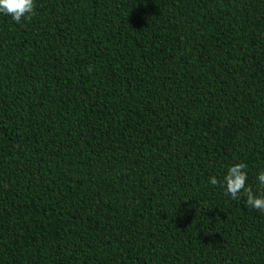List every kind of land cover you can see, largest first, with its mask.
Instances as JSON below:
<instances>
[{
	"label": "trees",
	"instance_id": "obj_1",
	"mask_svg": "<svg viewBox=\"0 0 264 264\" xmlns=\"http://www.w3.org/2000/svg\"><path fill=\"white\" fill-rule=\"evenodd\" d=\"M264 0H35L0 14V264H264ZM177 209V211H176Z\"/></svg>",
	"mask_w": 264,
	"mask_h": 264
},
{
	"label": "clouds",
	"instance_id": "obj_2",
	"mask_svg": "<svg viewBox=\"0 0 264 264\" xmlns=\"http://www.w3.org/2000/svg\"><path fill=\"white\" fill-rule=\"evenodd\" d=\"M35 0H0V14L9 16L11 20L20 22L27 20L34 11ZM247 166L243 162L229 165L218 180L215 176L209 177L211 185L220 184L223 190L235 199L238 195L246 196L247 206L264 213V168L256 174L258 187L256 191L246 184ZM177 211V209H176Z\"/></svg>",
	"mask_w": 264,
	"mask_h": 264
}]
</instances>
